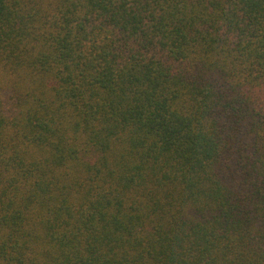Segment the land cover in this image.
I'll list each match as a JSON object with an SVG mask.
<instances>
[{"label": "trees", "instance_id": "trees-1", "mask_svg": "<svg viewBox=\"0 0 264 264\" xmlns=\"http://www.w3.org/2000/svg\"><path fill=\"white\" fill-rule=\"evenodd\" d=\"M0 264H264V0H0Z\"/></svg>", "mask_w": 264, "mask_h": 264}]
</instances>
